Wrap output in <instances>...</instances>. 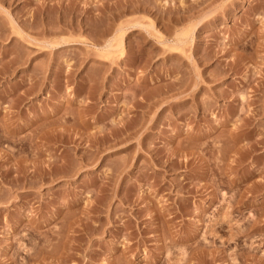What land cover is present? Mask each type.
<instances>
[{
	"label": "rangeland",
	"instance_id": "1",
	"mask_svg": "<svg viewBox=\"0 0 264 264\" xmlns=\"http://www.w3.org/2000/svg\"><path fill=\"white\" fill-rule=\"evenodd\" d=\"M151 1L0 0V264H264V0Z\"/></svg>",
	"mask_w": 264,
	"mask_h": 264
},
{
	"label": "bare ground",
	"instance_id": "2",
	"mask_svg": "<svg viewBox=\"0 0 264 264\" xmlns=\"http://www.w3.org/2000/svg\"><path fill=\"white\" fill-rule=\"evenodd\" d=\"M198 1V0H197ZM196 1V2H197ZM207 1H209V0H199L197 3H192L191 2V4H189V5H186V6H181V7H200L199 5L202 3H206ZM137 2H139V1H137ZM154 4V3H153ZM201 4V5H202ZM134 5V4H133ZM138 5H140V6H145V7H150V5H152V1L150 2V0H140V3L138 4ZM171 6V5H170ZM173 6V5H172ZM171 6V7H172ZM174 6H175V4H174ZM173 6V7H174ZM138 7V6H137ZM152 7H155V6H152ZM157 7H158V5H157ZM180 7V6H179ZM222 8H224V9H226L227 7H222ZM172 20V22L176 19L177 20V18H171ZM213 22V21H212ZM169 24H171V23H169ZM208 24H211V21H208ZM165 25H167L168 26V24H165ZM170 29V28H169ZM192 29V28H191ZM178 37V36H177ZM164 41H165V39H164ZM177 41L179 42L180 41V38H178L177 39ZM219 50H214L213 48H212V50H210V52L208 53V58L206 59V60H213V59H216V58H218L219 56ZM237 153V152H236ZM157 154V153H156ZM175 154V153H174ZM172 155V154H171ZM176 155V154H175ZM236 155V154H235ZM157 156V155H156ZM155 157V156H154ZM155 159H156V157H155ZM171 160V159H170ZM183 162V161H182ZM187 163H188V161H187ZM236 163V162H235ZM252 224V223H251ZM247 227V226H246ZM249 227V226H248ZM252 228H255V225L254 226H252ZM251 228V229H252ZM239 229V228H238ZM247 229V228H246ZM248 230L250 231V229L248 228ZM247 230H239L238 232H236L232 237H229V239H238L239 237H240V235H241V233H244V232H246ZM247 233V232H246ZM116 234V233H115ZM245 234V233H244ZM223 249V248H222ZM221 249V251H220V253H223L222 250Z\"/></svg>",
	"mask_w": 264,
	"mask_h": 264
}]
</instances>
